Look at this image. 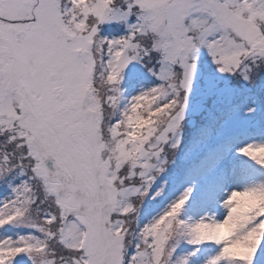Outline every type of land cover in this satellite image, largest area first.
Segmentation results:
<instances>
[{"label": "snow or ice", "instance_id": "snow-or-ice-1", "mask_svg": "<svg viewBox=\"0 0 264 264\" xmlns=\"http://www.w3.org/2000/svg\"><path fill=\"white\" fill-rule=\"evenodd\" d=\"M0 264H264V0H0Z\"/></svg>", "mask_w": 264, "mask_h": 264}]
</instances>
